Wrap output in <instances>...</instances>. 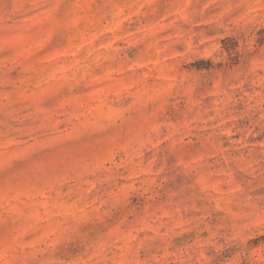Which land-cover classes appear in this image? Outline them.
<instances>
[{"label":"rangeland","instance_id":"1","mask_svg":"<svg viewBox=\"0 0 264 264\" xmlns=\"http://www.w3.org/2000/svg\"><path fill=\"white\" fill-rule=\"evenodd\" d=\"M0 264H264V0H0Z\"/></svg>","mask_w":264,"mask_h":264}]
</instances>
